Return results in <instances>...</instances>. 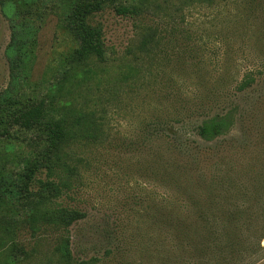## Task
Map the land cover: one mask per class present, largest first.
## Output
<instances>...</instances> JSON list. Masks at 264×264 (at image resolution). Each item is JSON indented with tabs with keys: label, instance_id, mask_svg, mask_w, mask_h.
I'll list each match as a JSON object with an SVG mask.
<instances>
[{
	"label": "trees",
	"instance_id": "16d2710c",
	"mask_svg": "<svg viewBox=\"0 0 264 264\" xmlns=\"http://www.w3.org/2000/svg\"><path fill=\"white\" fill-rule=\"evenodd\" d=\"M255 1L244 0L248 12ZM179 2L190 9L211 6L212 0ZM0 4L14 10L7 48L13 86L0 93V264L33 263L50 233H57L53 249L36 264H243L259 251L264 206L255 209L248 200L262 193L264 204V142L249 151L247 145L224 147L218 141L246 121L252 104L263 107L264 31L258 36L260 64L247 66L237 76L229 65H222L218 77L208 81L200 77L201 63L177 61L174 68L187 79L171 77L166 87L180 109L166 122L157 117L153 128L147 126L140 135L165 141L150 142L153 165L160 173L153 182L152 232L143 245H137L134 236H126L128 229L108 216L98 226L105 238L103 248L87 257L76 250L69 232L89 212L65 200L82 187L90 165L87 150H99L108 139L98 92L112 58L103 27L94 16L113 7L120 15L138 19L137 39L120 58L126 69L121 73L133 83L152 80L161 88L163 66L157 62L170 54L160 48L181 41L177 33L185 38L184 45L174 46L178 58L185 51L188 58L204 52L174 20L168 23L170 35L163 34L160 21L151 24L150 8L172 9L174 0L173 4L169 0H0ZM50 15L56 16L59 30L71 44L33 81L39 31ZM240 15L237 11L235 18ZM256 20L246 19L251 36L259 30ZM250 93L259 95L250 97ZM161 103L157 95V106ZM138 144L142 147L146 142ZM248 151L263 156L262 173L252 159L244 160L252 156ZM253 173L261 187L254 186L250 195L245 182Z\"/></svg>",
	"mask_w": 264,
	"mask_h": 264
},
{
	"label": "rangeland",
	"instance_id": "374dc122",
	"mask_svg": "<svg viewBox=\"0 0 264 264\" xmlns=\"http://www.w3.org/2000/svg\"><path fill=\"white\" fill-rule=\"evenodd\" d=\"M164 1L159 0L160 3ZM169 1L173 4V0ZM174 2L176 5H173L172 9L159 6L148 9L147 16L151 24L154 23L153 20L160 21L163 34L170 35L168 23L174 20L182 25L184 30H188L189 36L204 53L200 56L201 52L197 51L198 55L192 54L195 58H188L185 51V56L182 59L178 58L174 46L178 42L183 45L185 43V38L179 33L177 34L181 41L164 43L160 52L166 51L170 57H161L162 59L157 62L163 66L159 77L161 88L152 80L147 84L133 83L121 73L126 69L121 66L120 58L137 39L138 19L120 15L113 7H106L93 18L95 23H100L103 27L106 47L112 58L110 72L98 92L102 96L104 107L101 115L108 139L99 150L94 151V148L87 150L90 165L82 187L65 200V204L89 212L88 218L73 225L69 232L80 255L90 257L103 248L105 238L98 226L102 225L108 216L116 225L128 229L125 230L126 236H134L137 245H143L144 239L151 234L150 207L155 193L153 182L157 176L160 177V173H156L153 165L154 146L150 142L165 141L148 137L142 139L140 135L143 130L148 129L147 126L151 125V129L153 128L157 117L161 118L162 123L166 122L172 112L180 109L179 105H173V100L169 97L170 89L166 87V82L171 77L179 81L187 79L183 72L174 68L177 61L179 64L201 63L204 68L199 69L200 77L208 81L218 77L220 72L217 70L222 65H229L232 73L237 76L238 73L242 74L247 66L260 64L257 55L262 49L258 36L264 31L263 0L255 1L251 5V12H248L244 0H212L211 6L200 4L190 9L182 7L179 0ZM237 11L242 13L238 19L235 18ZM13 14L12 7L3 8L0 4V93L13 86L11 60L7 55V48L12 39ZM247 18L253 20L258 18L256 23L259 30L255 36H251L245 28L249 23L246 21ZM57 20L56 16L50 15L45 26L40 28L38 58L31 78L33 81H37L46 69L55 64L58 52H64L71 44L59 30ZM214 67L216 71L213 70ZM22 83L26 87V84ZM260 89L264 97V40L263 86ZM93 93H97L96 88ZM157 95L162 100L159 107ZM255 95L250 93V97ZM162 123L161 126L164 127ZM191 140H194V137H191ZM138 142L146 144L141 147L138 146ZM218 142V145L224 142V147L230 146V143L238 147L247 145L250 146L249 151L256 144L263 143L264 102L263 107L252 104L246 121L226 139ZM212 147L216 146L212 144ZM249 151L247 154L252 156H247L244 160L252 159L256 164V171L262 173L263 156L258 152ZM246 178L245 186L249 188L250 195H254L253 187L260 188L261 183H257L255 173ZM248 204L255 209H263L262 193L258 198H250ZM256 211L260 213V210ZM56 236L57 233H50L46 237L40 247L38 259L30 264H36L39 259L42 260L51 253ZM243 264H264V239L259 251Z\"/></svg>",
	"mask_w": 264,
	"mask_h": 264
}]
</instances>
